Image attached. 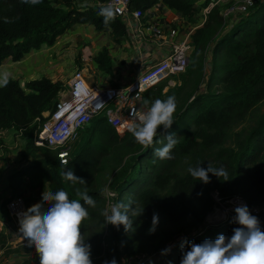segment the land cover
<instances>
[{
	"label": "trees",
	"instance_id": "obj_1",
	"mask_svg": "<svg viewBox=\"0 0 264 264\" xmlns=\"http://www.w3.org/2000/svg\"><path fill=\"white\" fill-rule=\"evenodd\" d=\"M157 2L131 0L130 9L146 12ZM163 3L183 11L189 18L198 10L197 0H163ZM98 12L94 8L78 9L73 6V0H41L36 5L24 0H0V65L8 59L18 62L32 50L53 46L75 24L112 28L117 38L125 34L126 27L120 18H114L106 27ZM192 43L194 52L188 69L197 74V80L181 110L173 117L172 127L165 131L161 126L150 146L137 143L128 130L121 134L105 114H100L82 131L88 133V141L72 154L68 163L60 162L58 150L41 147L43 158L8 177L11 195L22 191V178L30 182L31 189L41 198L45 190L63 189L70 199L79 198L77 190L87 191L95 207L84 205L89 215L80 230L85 244L91 245L92 264H110L113 259L118 262L124 255L153 254L172 242L166 258L158 263L142 264L169 261L180 264L183 241L201 243L205 239L215 240L220 234L231 237L233 229L239 227L230 220L207 227L201 235L175 242L185 230L199 227L213 210L214 191L224 197L240 194L250 206L264 203V114L235 147L227 146L233 128L264 101V0H259L227 30L220 9H212L205 25L192 35ZM209 49H212V61L208 69ZM95 61L99 69L113 74L107 48L95 56ZM212 85L219 90L212 92ZM63 87L62 81L45 76L26 80L23 85L20 80L10 78L6 86L0 87V130L30 126L28 146L33 148L35 134L46 120L45 114L55 109ZM151 89L144 93V105L145 101L147 106L154 102L150 98ZM172 134L177 140L171 150L173 158L161 160L154 152L165 146L166 136ZM106 143H121L132 153L130 165L116 171L109 183L110 189L117 193L115 203L128 205L133 222L131 231L126 232L123 225L105 224L108 201L97 189L94 157ZM1 144H4L2 139ZM208 154L213 157L211 163L206 161ZM183 157H190L189 168L223 166L228 180L209 173L210 182L205 184L193 178L188 170L177 171L175 166ZM117 164L119 167L120 161ZM65 169L72 170L85 184L64 181L61 172ZM154 214L158 223L155 231L150 232ZM175 225L183 226L167 229ZM0 242L5 243L1 235Z\"/></svg>",
	"mask_w": 264,
	"mask_h": 264
},
{
	"label": "built area",
	"instance_id": "obj_2",
	"mask_svg": "<svg viewBox=\"0 0 264 264\" xmlns=\"http://www.w3.org/2000/svg\"><path fill=\"white\" fill-rule=\"evenodd\" d=\"M259 0H238L229 7H223L221 0H206L203 4V17L207 21L212 9H220L225 19V29L242 15L250 12ZM131 0H73V6L78 9H100L112 6L115 10V18H120L126 27V36L132 45L144 53L153 46L166 47V52L161 59L148 68L141 71L130 83L126 85L102 86L89 83L84 69L76 68L67 82L65 90L61 93L55 109L45 114L46 120L36 132L33 146L38 149L46 147L58 150V158L62 164L68 163L72 157L70 146L77 142L86 125L94 117L105 114L109 123L124 133L130 124L136 122L130 113L135 112L138 117L146 110L144 105V93L159 85L163 81L187 72L194 45L191 34L181 35L182 26L174 22H144L146 12L140 9H130ZM206 3V4H205ZM167 26V31L165 27ZM212 61V49L208 51V69ZM4 130H0V135ZM9 149L4 144L0 145V169L3 162L9 158ZM31 164L30 159L21 162L19 169ZM14 171H7V177ZM8 193V197L2 199V193ZM12 194L11 187L0 190V201L4 203L6 215H0V235L5 239V245L27 246V241L19 232V216L26 212L31 203L23 193ZM105 196L108 201V210L115 205L117 193L107 186ZM215 205L199 227L185 230L177 240L193 235H201L209 226L233 220L236 213L235 207L246 205L252 215L259 219L261 230L264 231V204L250 206L245 197L240 194L233 196H221L219 191L212 193ZM174 242V243H175ZM173 247V242L165 249ZM34 248V247H33ZM153 254L124 255L117 264H142L145 262L158 263L166 258L170 251L164 254V250Z\"/></svg>",
	"mask_w": 264,
	"mask_h": 264
},
{
	"label": "clouds",
	"instance_id": "obj_3",
	"mask_svg": "<svg viewBox=\"0 0 264 264\" xmlns=\"http://www.w3.org/2000/svg\"><path fill=\"white\" fill-rule=\"evenodd\" d=\"M25 3L36 5L41 0H24ZM98 15L104 19L107 27L115 18L112 6L99 9ZM11 73L0 71V87L6 86ZM145 105L148 102L145 101ZM176 101L174 96L166 99H156L137 117L135 112L130 116L136 121L129 125L128 131L135 141L142 146H150L154 142L158 129L165 131L174 124ZM167 144L157 148L154 155L159 159H172L171 150L177 143L174 134L166 136ZM191 176L203 183L210 182L209 173L221 179L228 180L227 170L208 165L207 169L197 166L188 169ZM61 177L64 181L85 184L82 178L74 175L72 170H63ZM78 199H70L67 191H44L42 202L32 205L19 216V232L27 241L28 247H34L39 257V264H92L90 259L91 245L85 244L80 226L89 213L84 205L95 207V201L87 191H76ZM81 200L83 203H81ZM45 205H48L45 208ZM236 215L233 222L239 227L233 229V235L226 237L220 234L215 240L205 239L201 243L183 241L181 244L182 259L180 264H264V231L261 230L259 219L252 215L246 205L234 209ZM105 224L119 227L125 231L132 230V220L128 215V205L118 203L104 213ZM155 231L158 216H153ZM170 251L164 250V254ZM109 264V262H106ZM110 264H117L113 259ZM171 264V261L168 262Z\"/></svg>",
	"mask_w": 264,
	"mask_h": 264
},
{
	"label": "rangeland",
	"instance_id": "obj_4",
	"mask_svg": "<svg viewBox=\"0 0 264 264\" xmlns=\"http://www.w3.org/2000/svg\"><path fill=\"white\" fill-rule=\"evenodd\" d=\"M67 48H68V45H66V50L64 52L63 51L56 52L54 48L50 49L47 46H44L41 49L43 50L42 53H38L36 52V50H32L31 53H33V55L31 59L27 60L28 55H30V53H28L24 57L25 59L23 58L25 62L22 63L23 65H25L26 63L30 64L34 62V64L36 63V66H34L35 68L40 67V66L41 68H44L46 64L47 66L55 65L54 61H57L58 58H61V61L56 65L57 68H59L60 71L63 73V75L61 76V79L59 80L64 83L63 89L61 90V92H59V96H58L59 98L61 97V93L65 90L70 76L73 74L75 70L74 68L76 67V64L73 61L77 62L78 67L80 68L83 67L82 62L80 61V58L82 57L81 50L77 51L76 59L75 57L72 58L73 56H71V59H75V60H71V62L73 63L72 67L70 68H68L69 66L67 67L69 63L68 60H70L67 57L68 55ZM10 61L14 62L16 65L14 64L12 66L13 70L9 68L6 71H8L9 73L14 72L15 75L13 76V78L20 80V83H21V79L23 78V75L21 73L22 66H20V61L16 62L11 59ZM6 63H8V61H6L5 63H1L0 65L1 71L5 70L4 67ZM90 72H92L91 68H90ZM196 80H197V74H194L192 71L188 69L187 72L177 75V76H173L172 78H169L163 81L162 83H160L159 85L151 89L150 98H152V100L155 101L156 99L164 100L168 96H174L175 101H176V110L174 113V116H175L179 112V110H181L180 107L184 104L185 98L188 92L191 91L192 86ZM100 85H103V84H100ZM212 87H213L212 92H217L219 90L218 87L215 85H212ZM263 114H264V101L261 104H259L256 110L246 120L242 121L241 123H239L237 126L233 128L232 135H231L230 140L227 143V146L235 147L239 141L243 140V138H245V136L255 126H257L259 117H261ZM15 129L19 132L20 137L14 138L12 143L16 142L17 146L13 147L14 149H12V151L10 150V148L8 149L10 152H12L15 155H18L19 153L21 154V157H19V162H17L18 164L17 167L20 166L21 162H23L24 160L30 159L32 163L33 161H36L38 158H43L44 155L41 153L40 148L36 149L34 147L30 148L28 146L30 142L31 127L28 126V127H23L19 129L15 128ZM88 138H89V135L88 133H86V130H85L77 142L73 143L72 145H69L71 153L74 154L77 151H79L83 146H85V144L88 141ZM8 160L9 158L7 159V161ZM131 160H132V153L129 150H127L121 143H106V147H104V149L101 150V152L95 153L94 171L96 173L97 182L99 185L97 189L103 192L104 197H106L105 196L106 188L107 186H109V183L113 179L116 171L126 166H129L131 163ZM5 161L3 163H5ZM119 161H120V164L118 167L117 162ZM206 161L208 163L213 162V157L208 154L206 156ZM189 165H190V157H183L181 158L179 163L175 166V169L179 172L184 173L185 171L189 169ZM6 172L7 171H2L0 169V190L1 191H4L9 184V180H8ZM21 182L23 183V189L22 191L17 192V193H23L27 197L28 201L31 203V206L37 203H41L42 198L38 197V193L31 189L30 182L27 181L25 178H22ZM95 187H97V185H94V188ZM8 196H9L8 193L6 192L2 193V199H5ZM111 206L113 205L111 204ZM47 207L48 205H45V208ZM107 211H108V208H107ZM0 215H6V210L4 208V203L2 200L0 201ZM182 226L183 225L169 226L167 227V229L168 228L176 229ZM0 264H39V257L35 251V248L33 247H26L23 245H17V246L14 245L13 247H10L0 242Z\"/></svg>",
	"mask_w": 264,
	"mask_h": 264
},
{
	"label": "crops",
	"instance_id": "obj_5",
	"mask_svg": "<svg viewBox=\"0 0 264 264\" xmlns=\"http://www.w3.org/2000/svg\"><path fill=\"white\" fill-rule=\"evenodd\" d=\"M205 1L206 0H197L198 10L195 12L193 17L189 18L183 11L172 9L166 6L163 3V0H158L152 8L147 10L144 22L159 21L162 23L168 22L170 24L177 22V24H181L182 26L181 35L183 36L184 34L189 33L192 37L195 31L198 28L203 27L206 23L202 12ZM236 1L238 0H221V5L223 7H229ZM166 29L167 26L165 27V31H167ZM66 45H68L67 57L70 59L68 60L69 63L67 67H72L73 63L71 60H75L77 51L81 50L82 57L80 58V61L83 64L82 69H84L89 83L99 85L103 84L102 86L126 85L130 83L141 71L161 59L163 54L166 52V47L161 48L153 46L152 48L147 49L144 53V50L141 51L131 44L126 34L117 38L112 28L98 29L92 24L73 25L53 46L47 47L50 49L54 48L56 52H64L66 50ZM104 48H107L109 51L113 74H108L99 69L97 62L95 61V56L98 55ZM42 51L43 50L41 49L40 52L39 50H36L38 53H42ZM31 52L30 55H28V58L26 57L27 60L31 59L33 55ZM71 56H73L72 58L75 57V59H71ZM24 59L20 61V66H22L21 73L23 75L21 82L40 79L44 76L53 81H58L63 75L60 69L56 66L61 61V58L54 61L55 65H50V67L46 64L44 68H41V66L35 68L34 66H36V63L34 64V62H29L30 64L26 63L23 65L22 63L25 62ZM6 61H8V63H6L4 67L5 70L9 68L12 69V66L15 63L11 62L10 59ZM73 62L76 64L74 69L78 68L77 62ZM90 68L92 69V72H90ZM10 73V78H13L15 75L14 72ZM19 137V132L15 129V127L4 130L0 135V139L3 140L6 148H10L11 151L14 149L13 147L17 146L16 142L12 143L13 139ZM9 153V160L7 161L6 159L5 163H3L4 165L1 167L2 171L18 170L19 166L17 167V162H19L21 154L19 153L18 155H15L12 152Z\"/></svg>",
	"mask_w": 264,
	"mask_h": 264
},
{
	"label": "bare ground",
	"instance_id": "obj_6",
	"mask_svg": "<svg viewBox=\"0 0 264 264\" xmlns=\"http://www.w3.org/2000/svg\"><path fill=\"white\" fill-rule=\"evenodd\" d=\"M21 84L23 85V84H24V82H21Z\"/></svg>",
	"mask_w": 264,
	"mask_h": 264
}]
</instances>
